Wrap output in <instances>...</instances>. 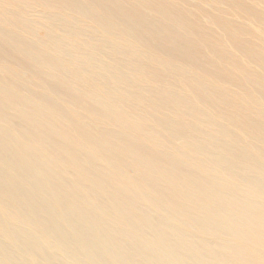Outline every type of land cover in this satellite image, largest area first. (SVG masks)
<instances>
[{
  "label": "bare ground",
  "instance_id": "obj_1",
  "mask_svg": "<svg viewBox=\"0 0 264 264\" xmlns=\"http://www.w3.org/2000/svg\"><path fill=\"white\" fill-rule=\"evenodd\" d=\"M0 264H264V0H0Z\"/></svg>",
  "mask_w": 264,
  "mask_h": 264
}]
</instances>
